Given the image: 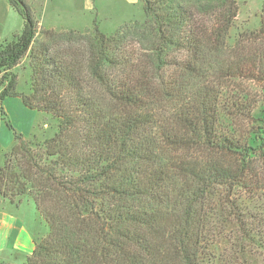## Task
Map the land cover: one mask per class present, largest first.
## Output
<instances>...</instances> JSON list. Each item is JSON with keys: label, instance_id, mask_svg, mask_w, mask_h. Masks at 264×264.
<instances>
[{"label": "trees", "instance_id": "1", "mask_svg": "<svg viewBox=\"0 0 264 264\" xmlns=\"http://www.w3.org/2000/svg\"><path fill=\"white\" fill-rule=\"evenodd\" d=\"M9 1L24 27L0 42V112L14 134L0 201L31 199L48 227L26 264H200L209 192L250 187L264 162V109L222 84L244 79L264 93V4L260 28L233 41L237 0H141L145 20L112 35L46 29L37 39L28 1ZM25 56L29 95L14 71ZM10 96L38 111L29 135L4 110ZM233 119L262 123L244 143ZM194 147L209 155L183 151Z\"/></svg>", "mask_w": 264, "mask_h": 264}, {"label": "rangeland", "instance_id": "2", "mask_svg": "<svg viewBox=\"0 0 264 264\" xmlns=\"http://www.w3.org/2000/svg\"><path fill=\"white\" fill-rule=\"evenodd\" d=\"M36 8L35 19L38 22V33L36 38L41 35L39 32L47 28L40 25L39 21L47 25L54 23L56 30L68 31L73 29L77 32L94 34L95 27H98L106 35H112L116 30L126 23L139 22L145 20L143 4L141 0H92L91 6L79 11L75 8L72 0H30ZM239 4V14L235 27L231 30L232 41L238 38L242 32H246V38L251 37L252 31L260 28L263 15L262 8L264 0H237ZM21 31L14 33L10 38L5 39L3 44L16 39V35ZM258 36L259 43L264 46V33ZM253 41H246L245 44L252 45ZM137 47V45L135 46ZM134 47V48H135ZM29 56H25L14 71L18 74L19 90L25 94H30L32 69L29 66ZM223 85H229L225 89V94L229 98L230 92L237 89L240 93L250 94L249 104L256 103L257 110L264 109V93L262 85L257 82L239 79L234 82H222ZM226 99L230 101L231 99ZM232 102V101H231ZM228 103V102H227ZM263 112L261 111L260 115ZM49 118L40 117L39 126L44 128L39 130L41 136L51 133V126L45 124ZM232 125L236 133H241L244 143L252 131L257 130V125L261 121L255 122L251 119H233ZM248 142L251 144L249 137ZM253 145V144H252ZM249 146V144H248ZM1 151V147H0ZM11 148L0 152V167L5 163L6 157L10 156ZM183 151L189 155H209L205 148H185ZM259 155V150H253ZM255 158H259L255 157ZM255 162V173L257 177L249 183L250 187L236 186L234 189H227L223 186L213 188L209 192V202L206 204L207 214L210 216L208 225V240L203 245L200 264H264V162L258 160ZM18 204V205H17ZM238 207V208H237ZM12 211L23 219L25 224L36 235V238H43L48 227L37 213L34 202L29 198H22L21 202L11 203L8 199H1L0 211ZM238 211L240 215L237 219L231 216L225 220L228 211ZM224 213V214H223ZM253 213V214H252ZM246 214V215H245ZM250 214L253 216L250 217ZM209 218V217H208ZM250 233V235H247ZM7 262L0 264H26L24 255L15 253L3 256Z\"/></svg>", "mask_w": 264, "mask_h": 264}, {"label": "crops", "instance_id": "3", "mask_svg": "<svg viewBox=\"0 0 264 264\" xmlns=\"http://www.w3.org/2000/svg\"><path fill=\"white\" fill-rule=\"evenodd\" d=\"M33 12L36 8L27 0ZM77 10H86L91 6L92 0H72ZM40 25L47 29H57L54 23ZM24 27V18L10 3L9 0H0V42L10 38L14 33L21 31ZM3 107L10 121L20 132L29 135L38 118V111L27 106L23 99L18 96L7 97L3 101ZM14 144V134L0 112V147L9 149ZM22 201V200H21ZM15 204V203H13ZM18 205V204H17ZM36 235L25 224L22 218L12 211H0V262H7L3 256L18 253L25 258L31 255L35 249Z\"/></svg>", "mask_w": 264, "mask_h": 264}]
</instances>
